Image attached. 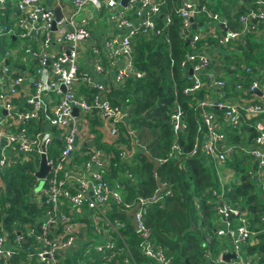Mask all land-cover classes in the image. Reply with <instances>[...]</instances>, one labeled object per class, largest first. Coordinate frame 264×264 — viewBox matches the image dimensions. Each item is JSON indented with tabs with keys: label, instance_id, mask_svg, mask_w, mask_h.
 <instances>
[{
	"label": "built area",
	"instance_id": "2783aa9c",
	"mask_svg": "<svg viewBox=\"0 0 264 264\" xmlns=\"http://www.w3.org/2000/svg\"><path fill=\"white\" fill-rule=\"evenodd\" d=\"M57 1L53 0L55 4ZM165 1L129 0L128 8L134 15L132 19L125 15L124 10L114 11L113 20L117 28L125 32L120 36H107L102 48L95 43L89 46L90 58L96 62L97 74L105 72L108 77L107 69L111 66L115 68L111 78L113 84H121L128 78L142 77V72L135 67L133 61V38L138 34L162 33V29L156 25L155 17L161 14L160 4ZM5 2L0 0V12H4ZM87 3L98 6L100 0H71V15L55 21L54 4L47 6L43 4V0H18L16 8L19 12H15L14 16L18 17L16 30L19 31L4 25L0 15V167L10 162L23 161L34 154L39 158L45 155L47 164L50 165L47 177L41 180L43 185L37 188L48 204L46 219L41 224L26 225L25 230L19 231L12 240L2 230L0 223V260H10L18 251H24L27 252V258L35 257L40 264H61L63 256L74 247L78 237L65 208H69L71 212L89 211L98 234L108 232L109 236L110 231L117 232V227L123 226L122 222L111 220L107 216L113 206L123 204V196L119 180L112 184L104 178L103 171L107 167L105 154L100 149H91L88 154L83 153L88 157L80 163V170L70 166L72 156L81 147L80 143H90L93 139L92 135L83 137V133L88 130V117L94 110L99 112L107 124L103 132L109 143L119 133L118 124L129 119L124 107L112 104L107 98L109 85L94 81L85 73L80 76L79 55L83 42L91 40V32L87 20L76 17ZM106 4L113 9H118L120 5L119 0H106ZM254 5V8L238 16L241 24L239 29L228 28L226 19L205 6H199L195 0H184L177 9V15L183 22L184 38L185 32L190 30L191 18L205 13L210 19L205 31L192 35L189 40L192 51L185 53L179 63L190 81L184 94L190 95L200 90L208 91L209 94L195 101V109L199 110L198 126L192 147L187 153L179 143V134L189 127L187 116L178 104L172 108L169 120L174 138L161 162L202 154L207 164L219 170L222 166L218 178L223 173L228 158L238 148L255 164V169L248 173L263 188L264 125L259 118L264 115V67L258 65L253 72L251 67L242 65L241 69L245 74L253 75V80L248 86L236 84L234 89L244 93L259 90L260 94L233 96L224 90L226 77L221 73V70L230 65L220 63L222 57L219 54L207 55L196 49V42L205 37L216 39L214 54H217L223 52L231 41L240 40L247 34L258 38L262 36L264 0H254ZM136 20L140 22L134 24ZM164 20L169 22L167 16ZM218 24L224 26L223 33L216 31ZM13 35L25 40V47L5 48ZM34 41L38 43V48L34 46ZM101 54L106 57L108 65L110 63L106 70L100 63ZM34 59L37 60L35 67ZM218 66L221 67L217 68ZM189 70L192 71L191 74ZM80 83L88 84L92 91L90 95L79 92ZM212 108H217L220 113ZM47 109L49 112L45 115V131L34 132V121ZM74 109H77V115L73 114ZM248 121L258 132L252 139L245 131ZM226 125L234 129L239 143L229 142L223 128ZM51 128L59 132L58 137L62 143L54 159L48 157L54 136ZM130 134L133 132L130 131ZM119 150L120 157L125 160L134 154L132 148L119 146ZM127 177L131 175L127 174ZM230 190L229 185L223 184L220 190H212V209L220 220L217 235L220 238L226 237L229 245H222L218 253L213 254L211 239L207 237L203 244L207 247L204 256L207 262L214 264H254L245 246L258 231L248 226L240 206L227 199ZM139 202L136 212L139 225L137 232L147 236L148 232L142 225L146 211L145 201ZM261 220L264 223V214ZM54 228L61 231H54ZM108 236L94 246L95 251L103 255L115 251V243ZM24 237L33 239L34 249L24 248ZM138 246L142 254L155 264H171V259L161 247L148 240L139 242ZM126 250L124 261L137 264L132 253ZM226 253H233L235 256L225 261L223 255ZM110 257L106 256L105 261L96 264H106Z\"/></svg>",
	"mask_w": 264,
	"mask_h": 264
},
{
	"label": "trees",
	"instance_id": "16d2710c",
	"mask_svg": "<svg viewBox=\"0 0 264 264\" xmlns=\"http://www.w3.org/2000/svg\"><path fill=\"white\" fill-rule=\"evenodd\" d=\"M183 1L166 0L160 4L161 14L155 17L156 25L162 29L160 35L138 34L133 38V61L135 67L142 72V77L128 78L121 84H112L106 91L109 101L124 107L129 119L118 124L119 133L109 143L103 132L105 121L94 110L88 117L87 130V135H92L93 139L90 144H83L82 151L76 153L75 161L80 163L87 159L88 155L83 153L88 154L90 148L100 149L107 159L104 178L112 184L116 180L122 184L123 204L113 206L107 212L111 220H118L123 226H118L117 232H109L108 238L115 243V251L105 254L111 256L106 264H131L132 261H124L126 249L132 253L135 263L155 264L139 249V242L145 240L161 247L171 259V264H214L207 262L204 256L207 251V247L203 245L205 238H211L213 254L218 253L220 246L228 244L226 237L219 238L214 233V228L220 221L212 209L214 197L211 191L218 187L214 167L207 164L202 154L161 162L174 138L169 120L172 108L178 104L186 113L189 127L179 134V143L187 153L192 147L198 126L199 110L195 109V101L209 94L205 90L184 94L190 81L179 63L185 53L192 51L189 41L192 35L208 24L210 19L205 13L192 18L190 30L185 32L184 38L183 22L177 15V9ZM197 3L226 19L227 26L231 29H239L241 24L238 16L255 6L254 0H197ZM165 16L169 18L168 23L164 20ZM193 25L196 29L192 28ZM216 31L223 33L219 24ZM11 43L13 45L12 41ZM215 45L216 39L205 37L196 42V49H214ZM6 47L10 48L9 44H5ZM217 54L224 61L234 63L221 70L226 77L224 90L233 96H252L253 94L247 95L234 89L236 84L248 86L253 80V75L245 74L240 68L242 65L251 67L253 72L258 65L264 67V34L259 38L247 34L240 40L231 41L223 52ZM34 61L37 63V60ZM79 92L88 96L92 91L88 84L80 83ZM212 109L220 113L217 108ZM48 112L49 109L43 111L34 121V132L45 131V115ZM259 120L264 125V115ZM223 128L229 142L239 143L234 129L227 125ZM51 131L54 136L48 157L54 159L62 143L58 137L59 132L55 128H51ZM245 131L250 139L258 133L254 126L249 125V121L245 125ZM119 146L132 148V157L122 159ZM145 153L152 160L160 162L155 175V163ZM39 161V156L34 154L23 161L10 162L0 167V223L10 240L19 231H24L26 225L41 224L44 220L48 204L37 191L39 182L34 175ZM225 167L234 174L229 182L231 190L227 199L240 206L248 226L258 231L245 246L246 252L254 264H264V223L261 220L264 214V187L261 188L248 173L255 169V164L237 148L233 156L228 158L224 169ZM127 174L131 177H127ZM157 178L167 189L160 193L158 199L151 201L160 189ZM140 200L145 201L146 211L142 225L148 232L147 236L137 232L131 219L120 213V210H128ZM89 244L90 242L70 255L65 254L61 264H96L105 261V255L99 256L97 260L91 258L90 251L93 248ZM23 246L32 250L35 243L32 238L24 237ZM26 253L18 251L10 260H0V264H23L27 258Z\"/></svg>",
	"mask_w": 264,
	"mask_h": 264
},
{
	"label": "crops",
	"instance_id": "0c3cea01",
	"mask_svg": "<svg viewBox=\"0 0 264 264\" xmlns=\"http://www.w3.org/2000/svg\"><path fill=\"white\" fill-rule=\"evenodd\" d=\"M5 1L6 2L3 6L5 8V10H4V12H0L2 22L4 25L12 27L13 30L19 31V29L16 30L18 28L17 22H16V20H18V17L14 16L15 12H19L16 8L18 0H5ZM70 1L71 0H58L55 4L53 2V0H43V4H45L47 6L54 4L55 5L54 8L55 7L59 8L62 18H67L72 13ZM195 1H197V0H195ZM119 3H120V5L118 6L119 7L118 9H113V8L108 7L106 4V0H100V3L98 6H94L93 4L87 3L84 5L83 11L79 14V18L82 17L85 20H87V23H88V26H89L90 32H91V40H88L87 42L86 41L83 42L84 43V44H82L83 48H82L81 53L79 55V66H80L79 71H80V74L85 73L86 75L90 76L94 81L100 82L104 85H109V89L111 88V85L113 84V82H111L112 81L111 78L113 76V72L115 71V68L111 67V66L108 68L110 63L108 65L106 57L101 54V60H100L101 62L100 63L102 65V67H104L105 70L108 68L107 69L108 77L105 76V72L101 75L97 74L95 72L96 71L95 70L96 62L95 61L93 62L92 58H90L91 56H90V52H89L88 48L92 43H95L96 46H98L99 48H102L103 42L107 38V36L112 35V34L120 36L121 34H123L125 32V30H119L117 28L116 22L113 20L114 11L115 10H117V11H119V10L123 11L124 10L125 15L130 17V19L134 18V15L132 14V11H130L128 8L129 0L127 1L126 5H122L120 0H119ZM21 18H23L22 15H21ZM139 22H140L139 20H136V21H134V24H137ZM208 24L200 27L199 33H202L203 31H205ZM64 27H67V26L64 25ZM11 41L13 42V45H10V44H12ZM20 42L22 43V42H26V41L18 39L16 37V35H13L9 39V46L17 48L20 46V45H18ZM34 46L36 48H38V43L35 42ZM202 52L206 53L207 55H218V54H214L216 52V48L212 49L211 47H207V48H205V50L202 49ZM82 53H84V54H82ZM117 63H120L119 60H117ZM36 65H37V63L34 61V67ZM217 68H219V66ZM105 125H107V124L105 123ZM88 144H90V143H88ZM82 145L83 144L80 143L81 147L76 152L82 151V148H83ZM91 149H93V148H90V150ZM75 157H76V153L72 156L70 166L73 169L80 170V166H81L80 163L81 162L79 163V162L75 161V159H76ZM221 168H222V166H220V170H221ZM214 169H215L216 174L218 176V173L220 172V170L217 167H214ZM233 177H234V174L232 172H228V169H226V167H225L223 173H221V175L217 178L218 187L213 188L212 190H220L221 184L226 185V186L229 185V182L232 180ZM211 194H212V191H211ZM65 210L68 212V215L70 217V222L74 226V229L78 235L74 247H72L70 250H68L66 252V254H69V255L72 254L73 252H75V250H78V249L86 246L88 244V242H90L89 247L91 246V248L94 249L95 245H97L100 241H103L108 236V232L105 233L102 231L104 234H98L96 232L93 217L89 211L84 210L82 212H71V211H69V208H65ZM45 219L46 218L44 217V220ZM219 224H220V221H219ZM219 224L215 227L216 230L214 231V233L216 234L217 237H219L217 235V230H218ZM54 231H61V230L54 228ZM208 238H210V237H208ZM227 245H229V243ZM94 253L96 255L94 256L93 253H91V258L96 259V260L98 259L99 256L103 255L101 253H97L96 251ZM23 264H40V263H38L36 261V258L34 257V258H26V261H24Z\"/></svg>",
	"mask_w": 264,
	"mask_h": 264
},
{
	"label": "water",
	"instance_id": "95a60500",
	"mask_svg": "<svg viewBox=\"0 0 264 264\" xmlns=\"http://www.w3.org/2000/svg\"><path fill=\"white\" fill-rule=\"evenodd\" d=\"M127 1L128 0H120L122 5H126ZM53 12H54V15H55V21H59L61 19V17H62L61 14H60L59 8L58 7L53 8ZM190 21L193 22V19L191 18ZM220 26H221V28L223 30H225V28H224V26L222 24H220ZM192 28L196 29V27L194 25L192 26ZM53 29H55L54 24H53ZM219 68H220V66H219ZM191 72L192 71L189 70V74H191ZM252 94H260V91L259 90H252V91H248L247 92V95H252ZM73 114L77 115V109L73 110ZM145 154H146V157L149 160H151V161H153L155 163V167H154V170H153V174L155 175L156 174V168L159 165V162H157L155 160H152L150 158V156L148 155V153H145ZM49 171H50V165L47 164L45 155H41L40 161H39V167H38L37 171L34 173V175L36 176L37 179L44 180L47 177ZM156 180H157L158 185L160 186V189L155 193L154 197L150 199L151 201H155L156 199H158L160 193L167 189V186H162V184L160 183L159 178H157ZM42 200L44 201L45 197H42ZM139 206H140V202H136L130 209H128V210H120V213L126 215L128 218L131 219V223H132V225H133V227L135 228L136 231L139 230V225H138V221H137V217H136V212L139 209ZM215 230H216V228L214 229V231ZM234 256L235 255L233 253H226V254L223 255V259L225 261H229L230 258H234Z\"/></svg>",
	"mask_w": 264,
	"mask_h": 264
},
{
	"label": "rangeland",
	"instance_id": "374dc122",
	"mask_svg": "<svg viewBox=\"0 0 264 264\" xmlns=\"http://www.w3.org/2000/svg\"><path fill=\"white\" fill-rule=\"evenodd\" d=\"M78 18H79V16L76 17V19H78ZM18 45H20L21 47H25V42H22V43L20 42ZM82 54H84V53H82ZM219 62L222 63L224 66L233 65L231 62H226L223 59L219 60ZM86 135H87V132L83 133V137H85ZM83 140H84V138H83ZM221 170H222V168H221ZM37 181L39 182L38 186L41 187L43 185V182L39 179H37ZM94 252H95L94 249H92L91 253H93V255L95 256L96 254Z\"/></svg>",
	"mask_w": 264,
	"mask_h": 264
}]
</instances>
